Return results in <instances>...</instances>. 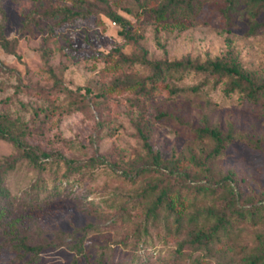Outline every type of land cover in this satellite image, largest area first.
Here are the masks:
<instances>
[{
  "label": "rangeland",
  "instance_id": "rangeland-1",
  "mask_svg": "<svg viewBox=\"0 0 264 264\" xmlns=\"http://www.w3.org/2000/svg\"><path fill=\"white\" fill-rule=\"evenodd\" d=\"M159 1L0 0V34L8 39L0 42V120L14 124L15 132L26 128L43 164L0 134V169L15 163L4 174L10 191L4 198L8 211L0 215V264H103L100 256L106 264H243L264 235V96L229 93L227 79L201 83L206 75L194 71L165 83H201L199 91L171 95L163 86L156 95L139 97L117 84L125 72L136 78L150 72L140 62L122 65V54L195 61L232 54L264 82V27L252 31L255 19L243 0L232 22L221 2L206 1L195 16L160 18L153 12ZM66 8L82 13L68 16ZM257 20L264 21V12ZM141 109L162 159L157 170L144 173L138 169L153 160L139 133ZM205 125L232 134L224 151L208 160L211 171L190 160L215 144L196 137V128ZM91 157L99 159L95 167H71ZM179 157L189 181L212 178L218 186L214 193L201 192L196 206L182 205L187 215L181 231L167 211L155 218L147 216L145 204L133 205L134 196L165 177L167 165ZM38 181L45 187L32 190ZM224 183L235 187L239 205L259 206L261 218L249 214L233 220L220 239L191 242L188 214L223 207ZM187 194L194 199V191ZM59 231L75 238L63 241ZM81 238L84 253L76 248ZM22 242L42 247L27 251Z\"/></svg>",
  "mask_w": 264,
  "mask_h": 264
},
{
  "label": "trees",
  "instance_id": "trees-1",
  "mask_svg": "<svg viewBox=\"0 0 264 264\" xmlns=\"http://www.w3.org/2000/svg\"><path fill=\"white\" fill-rule=\"evenodd\" d=\"M80 3H84L85 0H79ZM206 1L212 0H160L158 5L153 8V12L157 17L168 18L184 15L195 16L197 11L203 7ZM221 2L219 9L227 19L228 22H232L233 11H239L240 2L242 0H214ZM246 3L250 15L255 19V24L252 26V31H256L264 27V21H258L257 17L264 12V0H243ZM67 15L77 16L82 12L80 10H73L72 8H66ZM109 15L118 20H123V16L117 12H110ZM8 39L3 34H0V42L3 45L7 44ZM119 58V62L122 65L133 66L136 62H140L149 67L150 72L145 76L136 78L129 72H125L123 78L118 79V85H124L125 88L134 89L137 96L150 97L159 93L163 86L167 88V91L171 95L178 94L180 92H186L189 90L199 91L201 83H206L210 80L219 81L227 79L228 86L227 91L233 92L235 90H241L246 92L250 98L254 100L260 99L264 96V82H257L253 75L243 69L237 56L228 54L226 56L215 57L207 59L206 61H195L186 59H150L143 57H129L122 54ZM198 72L206 75V78L199 84L192 86H179L170 85L165 83L169 78L184 77L187 72ZM161 114V112H160ZM159 115V114H158ZM145 117V109H141L139 118V133L144 139V143L148 148L153 160L152 165H143L138 169V172H149L157 170L162 163L161 154L158 150H155L149 134L145 131V126L142 124V119ZM14 124L10 125L2 123L0 120V134L4 137L11 139L18 147L23 150V154L28 157L34 164L43 167L42 161L39 159L38 153L39 146L32 144L28 140L26 128L21 129L20 132H15ZM195 135L197 138L204 140L211 138L215 144L211 150L204 156H198L196 153L190 156L191 163L199 166L204 171H211L212 168L208 163L209 159H212L221 154L224 149L229 145L232 140V134L225 133L218 126H200L196 128ZM43 153L48 152L43 150ZM99 159L97 157H91L86 161L71 165L73 170H81L85 167H95ZM181 158H177L173 163L168 164V172L165 177L158 178L155 182H151L144 186L142 191L134 196L133 205L138 206L146 205L147 216L158 218L161 211H167V216L174 215L176 220V229L181 231L184 227L183 222L186 217V212L183 206L197 205L200 199V193L217 191V185H215L212 178H208L206 181L194 182V180H188L186 176H190L191 173L188 169L181 168ZM14 161H9L4 168L0 169V215L1 212L7 210L8 204L5 203L4 198L9 193V187L5 183V172L7 167H14ZM128 177L132 178L133 175L126 173ZM221 182V180H220ZM33 189L45 187V184L41 181L34 182ZM227 193L224 195L223 207L217 205H211L209 207H198L196 211L188 214V221L192 225L189 235L191 236V242L195 244H208L211 241L221 238V231H227L232 225L235 219H244L247 215H251L253 218L260 212L259 206H241L237 201V192L233 185L225 184ZM189 191H194V199L187 194ZM35 192V191H34ZM35 194H40V191H36ZM187 203V204H186ZM114 204V203H113ZM124 210L129 205L122 204ZM183 205V206H182ZM181 206V207H180ZM5 213V212H4ZM86 229V226H84ZM58 238L63 241H70L75 238L73 233H67L64 231L58 232ZM22 247L27 251L38 252L42 247L41 244H28L22 242ZM52 243V242H51ZM183 243V242H181ZM21 248V245H17ZM76 248L79 253H84V239L81 238L76 242ZM100 261L106 264L104 258L100 256ZM243 264H264V235L260 234L259 242L255 246L254 250L245 258Z\"/></svg>",
  "mask_w": 264,
  "mask_h": 264
}]
</instances>
